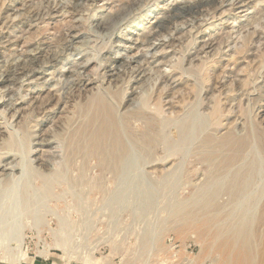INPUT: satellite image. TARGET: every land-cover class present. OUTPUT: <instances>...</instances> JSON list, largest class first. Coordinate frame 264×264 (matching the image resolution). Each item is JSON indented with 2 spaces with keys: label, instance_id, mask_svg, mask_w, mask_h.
Masks as SVG:
<instances>
[{
  "label": "rangeland",
  "instance_id": "obj_1",
  "mask_svg": "<svg viewBox=\"0 0 264 264\" xmlns=\"http://www.w3.org/2000/svg\"><path fill=\"white\" fill-rule=\"evenodd\" d=\"M196 4L0 0V264L19 230L23 259L264 264V0ZM96 97L122 151L75 135Z\"/></svg>",
  "mask_w": 264,
  "mask_h": 264
},
{
  "label": "bare ground",
  "instance_id": "obj_2",
  "mask_svg": "<svg viewBox=\"0 0 264 264\" xmlns=\"http://www.w3.org/2000/svg\"><path fill=\"white\" fill-rule=\"evenodd\" d=\"M196 2L197 4L200 5L203 4L212 5L215 4L216 0H196ZM191 9L192 8L189 7L190 12L192 11ZM169 12L170 13H167L165 15L169 16L171 14V11ZM104 19L106 18H103L102 20ZM151 29H152L150 31L151 35H149L150 37H145L146 38L145 42L150 40V38L155 36L158 32L154 29V27H152ZM136 41L137 40L135 41L133 40L132 42L135 43ZM116 56L117 57H115L114 60L117 61L119 64L121 63L123 64L127 58L126 56H122V55H116ZM84 66L85 65H83L82 67ZM106 73H109L111 76L116 75V71H114V68L106 69ZM1 76L2 75H0V77ZM83 79H88V77L84 75H75L73 69H69V68L66 69L65 82H67V80L82 81ZM13 108L15 114L18 115L22 110L21 103H16ZM87 125L91 127V129L88 132L85 133L86 127L84 125L83 128L78 133H75V135H78V137L80 138L84 137L86 141H90L92 143V147L97 149L100 148V144L103 141L110 140L112 145L110 150H115L116 152L123 150V143L119 138L117 132L115 131V121L111 106L108 103L104 102L103 98L96 97L94 99L92 113L90 114ZM207 137L208 138H206L205 141L207 143L213 144L215 146V150L218 153H220L221 157L218 160H219V164L222 167L228 166L229 164L235 162L236 160H239V158H241L246 154V150L250 147L249 135L238 137V136H234L230 132H227L225 135L221 136L220 138H213L209 136ZM258 139L260 140L261 146L264 149V139L260 138V136ZM12 235L16 239L17 243L15 247L11 249L13 250V252L10 255L9 263L20 264L21 260L23 259L22 257L24 256L25 253L23 250V244L25 238L20 230L16 231L15 233H12ZM1 236L2 234H0V237ZM59 247L61 248L60 245Z\"/></svg>",
  "mask_w": 264,
  "mask_h": 264
},
{
  "label": "crops",
  "instance_id": "obj_3",
  "mask_svg": "<svg viewBox=\"0 0 264 264\" xmlns=\"http://www.w3.org/2000/svg\"><path fill=\"white\" fill-rule=\"evenodd\" d=\"M20 264H63L59 261L57 256L47 258H39L37 256H26Z\"/></svg>",
  "mask_w": 264,
  "mask_h": 264
}]
</instances>
